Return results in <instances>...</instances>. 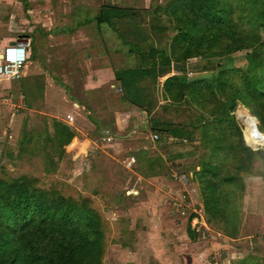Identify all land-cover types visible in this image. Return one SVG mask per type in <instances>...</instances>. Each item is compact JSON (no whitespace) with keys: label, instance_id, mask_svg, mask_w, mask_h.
I'll return each mask as SVG.
<instances>
[{"label":"rangeland","instance_id":"obj_1","mask_svg":"<svg viewBox=\"0 0 264 264\" xmlns=\"http://www.w3.org/2000/svg\"><path fill=\"white\" fill-rule=\"evenodd\" d=\"M161 2L162 0H0V49L17 35L23 34V37L18 39H26L25 35H28L27 52H30L32 61L39 60L42 46L46 44L42 36L61 35L68 32L66 30L75 29L77 25L85 23H89L88 26L93 23L97 28L99 16H106L108 13H102L101 8L118 6L126 11L134 10L136 16L113 17L112 25L109 26L107 22L99 25L98 35L101 44H104L100 48L107 54L117 49L118 54L109 57V65L114 63V71L126 69L127 66L140 69L145 63L134 55L137 51L144 53L142 58L152 47L168 52L170 41L177 33L172 30L160 10L155 11V7ZM42 20L44 23L48 22L47 27L50 26L51 30L40 28L36 22ZM156 25H164V30L154 28ZM260 37L264 42V31L260 32ZM50 43L52 52L59 46H66L64 41H58L54 36L51 37ZM132 52L133 55L130 54ZM66 53L60 56L52 54L50 57L48 73L52 74L50 73L49 82L61 89L55 90L51 99H43L44 84H41L40 79L36 80L37 77L18 80L0 78V176L16 178L27 175L38 179L42 187L57 186L66 196L90 197L108 221L111 230L103 264H129L132 259L136 262L132 264H141L137 263L136 258L143 257L142 252H150L151 248H154L152 243L157 247L158 257L162 256L163 264H264V147L258 146L252 140V133H256L264 141V133L258 131V121L250 111L240 104L230 111L243 142H246L245 133L246 139L255 148L252 149L246 142L254 152L250 156L247 170L243 171L238 166L240 159L230 162L232 171L241 176L239 183L243 185V193L231 200L230 211L234 220L231 226L235 225L236 229L226 236L221 229L207 222L204 208L198 211V204L203 206V193L196 177L202 154L199 149L200 131L190 128L193 130L191 142L161 134L160 144L137 138L131 140L129 147L133 148L136 160L139 161L134 166L128 164L123 150L121 153H113L111 150L104 154L92 145L86 161L83 156L74 155L76 140L68 146V153L62 148L68 141L60 144L54 133L55 124L66 125L67 116L72 115L73 124L79 125L80 129H85L84 133H88V119L81 110L88 108L91 115L96 117L99 115L96 109L100 107L99 89L94 88L86 92L82 84L84 65L73 64L72 67L58 63L57 60L65 57ZM123 55L128 61H125ZM244 58L245 52H237L228 58H213L211 62L218 67L243 66L246 69ZM205 63L206 61L199 57L187 60V76L191 79L197 76L210 77L211 72L197 73L192 69V66ZM180 71L171 70L170 74H178ZM40 77L44 81V74ZM64 78L69 81L65 83ZM161 78L157 79L155 88L151 89L153 92L150 91L152 99L157 101L156 108L159 102L163 103ZM139 79L140 77L136 78ZM145 79L144 84H148L153 78L145 76ZM73 92H76L77 96ZM110 94L114 103H127L123 101L121 94L112 91ZM217 96L221 99L219 94ZM90 102L92 105L87 106ZM179 107L180 109L168 111L159 107L153 113L146 114L147 126L163 120L173 124L185 122L195 126V115L201 113L197 106L189 101ZM74 113H77V117ZM247 116L251 117L250 123H246ZM94 120L96 119H91V123ZM128 125H131V121ZM70 130L72 134H76L73 128ZM138 130L140 131V127ZM121 134L125 135L123 132ZM233 135L229 137L237 141L236 134ZM98 136L93 137L99 140ZM143 136H148L147 132L143 133ZM129 140L130 138L126 139L124 143ZM143 147H146V154ZM84 149L85 145L81 152ZM175 154L177 156L174 157ZM111 155H114L115 159H111ZM153 156L163 157V165L158 167L159 173L155 176L159 179L146 180L143 176V179H139L137 175L147 169L144 157ZM171 157L172 160L169 159ZM177 157L179 161L175 162ZM173 174H176V180L173 179ZM183 174L187 179H179ZM193 202L197 203L193 205ZM193 208L195 212H191ZM191 216L198 220V223H192L193 227L190 223ZM203 220L205 227L200 224ZM190 230L194 237L189 233ZM145 242L150 245L145 244L146 247Z\"/></svg>","mask_w":264,"mask_h":264},{"label":"trees","instance_id":"obj_2","mask_svg":"<svg viewBox=\"0 0 264 264\" xmlns=\"http://www.w3.org/2000/svg\"><path fill=\"white\" fill-rule=\"evenodd\" d=\"M158 9L177 31L169 51L152 47L144 58V53L137 51V58L145 66L117 70L115 81L123 101L145 114L159 107L164 111L180 109L189 101L201 111L195 115V126L163 120L154 122L148 130L188 142L193 136L190 128L200 131L202 154L196 177L203 193V210L209 224L231 235L236 229L231 226V200L243 193V185L230 162L240 159L238 166L247 170L254 152L247 146L246 142L250 143L245 134L243 142L230 111L239 104L247 108L258 121V131L264 133V42L260 37L264 31V0H162L155 11ZM101 12L107 15L99 16L100 26L105 22L112 25L113 17L136 16L134 10L114 6L102 7ZM153 27L164 30V25ZM237 52H245L246 69L218 67L211 62ZM195 57L206 63L192 66L194 72H211L210 77L187 76L186 62ZM174 63L181 65V71L162 82L163 103L156 108L150 91L158 78L171 73ZM145 76L153 79L143 84ZM54 133L60 144L73 136L66 125L59 123ZM233 134L237 141L229 137ZM252 140L264 147L256 133H252ZM162 159L144 157V163L151 170L163 165ZM110 232L108 221L90 197L66 196L57 186L42 187L38 179L27 175L0 176V264H103Z\"/></svg>","mask_w":264,"mask_h":264},{"label":"crops","instance_id":"obj_3","mask_svg":"<svg viewBox=\"0 0 264 264\" xmlns=\"http://www.w3.org/2000/svg\"><path fill=\"white\" fill-rule=\"evenodd\" d=\"M43 21L44 20H42L40 22H36V23L41 26L40 28L45 29L46 31L51 30L50 26L47 27L48 22L44 23ZM90 23H92V22H90ZM88 24L85 23V24L77 25V27L75 29L72 28L71 30H66L68 32H64L61 35L42 36V38L44 39V42L46 44L45 45L43 44V46H42V49L40 51V53H41L40 59L39 60L33 59V61H32V58H31L32 56L29 52L28 53L29 59L27 60L25 66L23 68L24 70L22 72V77L20 79L31 78V77L33 79H35L37 77L36 80L40 79L39 81L41 82V84H44V87L42 90L43 99L44 100L46 98L51 99V96H52V94H54L55 90H61V89H57L54 85L50 84V82H49L50 73L52 74V72L48 73V70L50 69V63H51L50 57L52 56V54L53 55L58 54L60 56L64 52L65 53L67 52L66 53L67 55L65 57L64 56L60 57L57 60L58 63L63 64V65H68V66H72L73 64L74 65L77 64V66L84 65V67H82L83 76H84V81L82 84H83L84 88L86 89V92H89L90 90H92L94 88L99 89L98 95H100V103H98V105L100 107H98L96 109L97 114H99L98 116H96L97 118L95 116L91 115L90 111H88V108L81 110L82 114L86 115V119H88L87 123L90 126L88 128V131H89L88 133H84L85 129H80L79 125H74L73 123H72L73 125L66 123V126L69 129L73 128L76 131V134H73L72 138L68 142H66L62 148H65V150L67 152L68 146H70L71 143L74 140H76V146L73 148L74 155L75 156L80 155L81 157L83 156L84 160H86V161H88L86 156L89 155L88 152L92 148V145H95L104 154H106L107 151H108L107 153L111 152V150H113V153H121L123 150L126 153L125 157H124L126 159V161H128V163H130V164H133V166H134L137 162L139 163V161L136 160L137 158H136L135 152H133V150H132L133 148L129 147V145L132 144L131 140L134 141L135 138H137V139L144 140V141H150L151 143H159L160 144L162 141V136L158 135L156 132L148 130L149 128H148L147 123H146V114L143 111L138 112L137 111V110H139L138 108H136L130 104H127V103H125V104H123L122 102L121 103H114L112 101V99L110 97L111 96L110 91L116 92L117 94H121V92L117 91V88L119 87V85H117V84H119V83L117 81H115V71H114V67H113L114 63L112 62V64L110 63V65H109V61H110L109 57L115 56L114 54H118V51H117V49H114L113 51L109 52V54L105 53L104 50L102 48H100L101 46L103 47L104 44H101L100 37L98 35L99 24H97L98 25L97 28L95 27V25H93V23L90 24L89 26H88ZM64 25L66 26L67 24L65 23ZM79 27H81V28H79ZM93 27H95V29ZM93 30H95L96 32H93ZM26 36H28V35H26ZM52 36H54V39H56L58 41H60V40L64 41L66 46H64V45L59 46V48L57 49L58 52L56 49H53L54 51L52 52V50H50V48H51L50 40H51ZM16 37H18V35ZM7 42H9V41H7ZM66 50H68V51H66ZM50 51L52 52V54ZM130 54L133 55V53H130ZM134 55L136 56V54H134ZM69 56H70V58H68ZM43 57H45V59H43ZM126 60H127V58L125 57V61ZM101 61H103V62H101ZM125 68L127 69V68H131V67L127 66ZM119 70H121V69H119ZM42 74H44V81L42 80V77H40ZM172 75H175V74H168L165 77H162L161 78V79H163L162 82L167 77L172 76ZM63 81L66 83L69 80L67 81V78H64ZM70 84H72V83H70ZM143 84H144V82H143ZM73 94L76 95V92H73ZM95 94H96V92H95ZM68 95H70V94H68ZM126 104L128 106H126ZM89 105L91 106L92 103L90 102L89 104H87V106H89ZM85 110L87 112H85ZM79 112H80V110H79ZM91 112H93V111L91 110ZM76 114L74 113L75 117H77ZM91 119H96V120H94V122L91 123ZM107 119H109V120H107ZM130 121H131V125L133 124V127H131V125L130 126L128 125V123L130 124ZM70 125H72V126H70ZM138 127H140V131L138 130ZM122 132L125 135L121 134ZM146 132H147L148 136H143V133H146ZM152 133H155L158 135L157 140H152V138L150 136V134H152ZM101 134H102V136H101ZM88 135H90L91 137H89ZM95 135L96 136L100 135V136H98V138H100V139L95 140V138L93 137ZM80 137H83V138L81 139ZM107 137L111 138V140L110 141L104 140ZM129 138H130L129 142L124 143V141L126 139H129ZM86 144H88L87 147H86ZM96 144H98V145H96ZM83 145H85V149L83 152H81V148L83 147ZM126 147H128L129 149L127 150ZM158 147H162V146L158 145ZM103 148H105V150ZM145 148L146 147H143L144 154H146ZM177 154H175L173 156L175 157V156H177ZM172 157L169 159L172 160ZM110 158L115 159L114 155H111ZM161 158H163V157H161ZM176 161H179L178 157L176 158L175 162ZM158 167H159V165H158ZM158 167L155 166L151 170L146 169V171H145L146 175H144L141 172V175L138 174L137 177L139 179H143L142 178V176H143L144 178H147L146 180L153 179V178L159 179V177H155L156 174L159 173ZM148 176H150V177H148ZM138 178H136V179L139 180ZM193 203H194L193 205H195V203H197V202H193ZM198 205H199L198 211H201L203 206L200 204H198ZM191 206H192V204H191ZM194 208L196 210L198 209L196 206ZM194 208L191 209L192 210L191 212H195ZM193 218L194 217H192V219L190 221L191 227H193L192 223H194V222L198 223V220H196L195 218L193 219ZM200 224L204 227L206 226L204 220L202 222H200ZM145 244L147 246L150 245V244H147L146 242L144 243V245ZM151 245L152 246L154 245V248H151L150 252H147V251L142 252L141 254L144 256L143 257L141 256V258L140 257L136 258L137 263H141V264H163L164 263L162 256L158 257V255H157V251H156L157 247L155 246V244L152 243ZM145 246H143V247H145ZM151 256H153V257L151 258ZM150 259H151V261H150ZM132 262L136 263L135 260L133 261V259H132L129 262V264H132Z\"/></svg>","mask_w":264,"mask_h":264},{"label":"built area","instance_id":"obj_4","mask_svg":"<svg viewBox=\"0 0 264 264\" xmlns=\"http://www.w3.org/2000/svg\"><path fill=\"white\" fill-rule=\"evenodd\" d=\"M23 36V35H22ZM29 41L28 36L26 39H18L16 37L14 40L7 42L0 49V78L6 80H18L22 77L21 68H23L27 62ZM115 88V87H114ZM121 92V89H117ZM67 123H73V117L71 115L67 116ZM152 140H157L158 135L155 133L150 134ZM104 140L110 141L111 138L107 137ZM131 165L130 163H128ZM173 179L176 180V174H173ZM187 179L186 175H180L179 179ZM176 205V204H174Z\"/></svg>","mask_w":264,"mask_h":264},{"label":"water","instance_id":"obj_5","mask_svg":"<svg viewBox=\"0 0 264 264\" xmlns=\"http://www.w3.org/2000/svg\"><path fill=\"white\" fill-rule=\"evenodd\" d=\"M20 36L23 37L22 35H20ZM20 36H18V37H20ZM180 69H181V65L180 64L175 63V64L172 65L173 72H179ZM252 149H254V148H252Z\"/></svg>","mask_w":264,"mask_h":264},{"label":"bare ground","instance_id":"obj_6","mask_svg":"<svg viewBox=\"0 0 264 264\" xmlns=\"http://www.w3.org/2000/svg\"><path fill=\"white\" fill-rule=\"evenodd\" d=\"M250 121H251V117L250 116H247L246 117V123H250ZM245 134V133H244ZM253 147V146H252ZM253 148H255V147H253Z\"/></svg>","mask_w":264,"mask_h":264},{"label":"flooded vegetation","instance_id":"obj_7","mask_svg":"<svg viewBox=\"0 0 264 264\" xmlns=\"http://www.w3.org/2000/svg\"><path fill=\"white\" fill-rule=\"evenodd\" d=\"M26 36V35H25Z\"/></svg>","mask_w":264,"mask_h":264}]
</instances>
